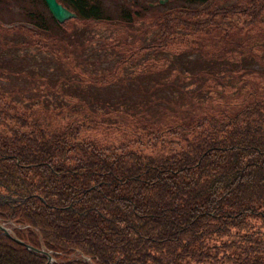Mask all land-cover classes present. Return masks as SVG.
<instances>
[{
	"label": "trees",
	"instance_id": "trees-1",
	"mask_svg": "<svg viewBox=\"0 0 264 264\" xmlns=\"http://www.w3.org/2000/svg\"><path fill=\"white\" fill-rule=\"evenodd\" d=\"M17 1L24 23L6 27L28 33L20 44L50 53L53 45L41 36H53L55 46L60 34L83 31L81 24L64 30L75 18L109 16L101 0H58L75 13L61 22L43 0ZM197 1L204 4L164 10L142 24L156 27V39L137 42L108 73L142 48L176 52L182 44L219 55L197 35L214 37L220 29L226 39L264 12V0ZM121 6L123 20L139 12ZM241 39L231 36L223 47H241ZM227 107L167 125L140 123L132 136L110 140L89 133L99 124L92 116L49 125L0 90V194L8 196L0 200V220L53 256L46 262L0 231V264H264V96Z\"/></svg>",
	"mask_w": 264,
	"mask_h": 264
},
{
	"label": "rangeland",
	"instance_id": "rangeland-1",
	"mask_svg": "<svg viewBox=\"0 0 264 264\" xmlns=\"http://www.w3.org/2000/svg\"><path fill=\"white\" fill-rule=\"evenodd\" d=\"M230 1L234 0L217 2L219 5ZM20 3L0 0V90L19 109L33 107L49 125L92 116L99 124L89 128V133L117 140L132 136L140 123L167 125L181 117L215 112L230 103L234 106L251 95L264 96V12L256 25L240 32L231 31L226 39L217 35L220 29L213 31L214 37L197 35L196 41L209 43L210 48L219 50V55L181 48L182 44L176 52L165 46L142 48L126 57L111 74L108 72L117 57L127 54L137 42L156 39V27L145 26L143 30L142 24L164 10L196 7L204 1L101 0L103 12L109 15L106 18H75L65 24L64 30L81 24L85 26L77 29L83 31L70 38L60 34L66 38H55V46L53 36H41L40 41L53 45L52 53L36 44H20L19 36L28 33L6 27L24 23ZM121 4L138 8L134 19L117 17L118 10L124 7ZM40 8L45 10L41 5ZM228 21L220 24L228 25ZM7 30L13 33H5ZM178 31L183 36L186 33ZM231 36H240L242 46L232 43L224 48L223 43ZM151 66L154 69L149 71ZM182 68L190 74L185 77Z\"/></svg>",
	"mask_w": 264,
	"mask_h": 264
},
{
	"label": "water",
	"instance_id": "water-1",
	"mask_svg": "<svg viewBox=\"0 0 264 264\" xmlns=\"http://www.w3.org/2000/svg\"><path fill=\"white\" fill-rule=\"evenodd\" d=\"M44 4L46 6V9L50 12L52 17L61 22L65 18L73 17L74 11H71L70 9L66 8L62 3H60L58 0H43ZM0 230L3 234L6 236H9L11 239H13L15 242L21 243L26 248L32 249L36 252H41L46 257V262H50L53 260V257L49 253L48 250H46L42 245L36 247L31 245L30 243L24 242L22 239H20L18 236L13 235L10 229H7L5 225L0 223Z\"/></svg>",
	"mask_w": 264,
	"mask_h": 264
},
{
	"label": "flooded vegetation",
	"instance_id": "flooded-vegetation-1",
	"mask_svg": "<svg viewBox=\"0 0 264 264\" xmlns=\"http://www.w3.org/2000/svg\"><path fill=\"white\" fill-rule=\"evenodd\" d=\"M6 197L8 196L0 194V200L6 199Z\"/></svg>",
	"mask_w": 264,
	"mask_h": 264
},
{
	"label": "bare ground",
	"instance_id": "bare-ground-1",
	"mask_svg": "<svg viewBox=\"0 0 264 264\" xmlns=\"http://www.w3.org/2000/svg\"><path fill=\"white\" fill-rule=\"evenodd\" d=\"M7 229H9V227L7 225H5Z\"/></svg>",
	"mask_w": 264,
	"mask_h": 264
}]
</instances>
